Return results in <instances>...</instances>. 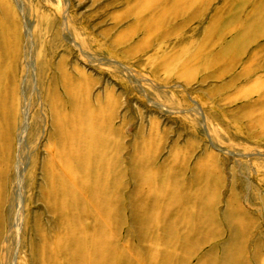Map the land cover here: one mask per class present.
I'll use <instances>...</instances> for the list:
<instances>
[{
	"label": "rangeland",
	"instance_id": "1",
	"mask_svg": "<svg viewBox=\"0 0 264 264\" xmlns=\"http://www.w3.org/2000/svg\"><path fill=\"white\" fill-rule=\"evenodd\" d=\"M0 264H264V0H0Z\"/></svg>",
	"mask_w": 264,
	"mask_h": 264
},
{
	"label": "bare ground",
	"instance_id": "2",
	"mask_svg": "<svg viewBox=\"0 0 264 264\" xmlns=\"http://www.w3.org/2000/svg\"><path fill=\"white\" fill-rule=\"evenodd\" d=\"M263 13V12H262ZM261 16H262V14H261ZM78 130V129H77ZM81 132V131H80ZM83 137V136H82ZM68 138H70V137H68ZM92 146V145H91ZM82 149V148H81ZM82 152V151H81ZM80 155V154H79ZM82 155V154H81ZM92 158V157H91ZM96 160V159H95ZM53 167V166H52ZM99 175V174H98ZM100 176V175H99ZM47 179V178H46ZM51 179V178H50ZM52 181V180H51ZM78 183V182H77ZM56 185V184H55ZM63 190V189H62ZM168 213V212H167ZM87 232V231H86ZM73 243V242H72ZM71 244V243H70ZM69 247V246H68ZM85 252H86V250H85ZM49 258H51V257H49ZM59 261V260H58Z\"/></svg>",
	"mask_w": 264,
	"mask_h": 264
}]
</instances>
